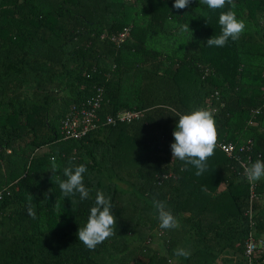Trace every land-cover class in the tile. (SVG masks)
I'll list each match as a JSON object with an SVG mask.
<instances>
[{"label":"trees","instance_id":"trees-1","mask_svg":"<svg viewBox=\"0 0 264 264\" xmlns=\"http://www.w3.org/2000/svg\"><path fill=\"white\" fill-rule=\"evenodd\" d=\"M234 2L245 31L208 47L228 5L0 0V264H241L235 252L247 264L249 205L252 232L264 239V178L252 184L250 199L239 163L264 161V0ZM187 23L191 31L181 34L179 25ZM123 27V41L112 40ZM98 88L95 126L63 138L60 120L69 104ZM212 107L218 141L251 143L234 157L216 147L197 176L195 167L172 160L174 115ZM120 110L143 113L105 123ZM70 159L87 168L89 199L64 198L59 189L56 176L64 179ZM98 190L110 198L116 234L89 250L76 233ZM153 200L165 203L178 229L159 228ZM29 201L36 219L27 214ZM176 248L190 257L175 256ZM249 264H264V251Z\"/></svg>","mask_w":264,"mask_h":264},{"label":"clouds","instance_id":"clouds-1","mask_svg":"<svg viewBox=\"0 0 264 264\" xmlns=\"http://www.w3.org/2000/svg\"><path fill=\"white\" fill-rule=\"evenodd\" d=\"M200 4L205 5L210 10L228 9L221 11L218 16V24L221 33L218 36H211L206 40L208 47H223L229 40L236 41L245 31L246 24L243 19H238L234 11L236 4L234 0H199ZM189 0H174L173 8L184 9L188 7ZM206 18L207 13L202 12ZM191 31L188 23L179 25L181 34ZM70 105V104H69ZM178 117L175 128L172 132L174 138L170 144L172 160L177 159L184 162V168L189 165L195 167L196 175H201L207 168L208 159L214 155L218 142V132L215 126L213 112L207 108H197L187 113L176 112ZM74 159V158H72ZM58 165L55 157L52 158L51 172H56ZM244 178L251 184L264 178V161L256 159L255 162L242 165ZM63 177L56 176V182L61 190L63 197L76 196L79 201L90 198V190L85 187L83 174L87 172L84 164L74 165L69 161L68 166L63 167ZM153 207L157 211L159 228L162 230L178 229L180 227L178 219L160 200H153ZM27 214L36 219V213L31 201L27 204ZM117 220L112 212L110 198L105 197L103 192L96 191L94 204L89 209L86 223L77 230L78 241L89 250H94L113 235L116 234ZM174 255L177 257H190V251L184 248H176Z\"/></svg>","mask_w":264,"mask_h":264},{"label":"built area","instance_id":"built-area-1","mask_svg":"<svg viewBox=\"0 0 264 264\" xmlns=\"http://www.w3.org/2000/svg\"><path fill=\"white\" fill-rule=\"evenodd\" d=\"M128 29L123 27L116 36H112L111 39L115 42H121L127 36ZM211 97L218 100V92L214 90L211 94ZM101 100V89L98 88L96 92L87 97L83 102H79L77 106L76 103H71L66 112L63 114L60 120V133L63 138H76L81 136L86 130L91 129L95 126L94 120L98 121V117L95 114V109L99 106ZM223 102H220L222 106ZM212 112L216 111L215 107L211 108ZM255 113V110L253 111ZM143 110H120L114 117L107 116L105 123H114L115 121L126 122L130 120H136L142 116ZM249 123H251L249 121ZM250 140H246L244 144L235 147L231 142H217V147L228 157H232L234 150L239 151L248 150L250 147ZM237 157V156H235ZM241 167L246 165L245 162H239ZM253 185L250 184L249 187V198L255 197L253 191ZM244 215L248 220V231L244 238V257L247 264L250 262L251 255L255 254L260 255L264 251V239L261 236H254L252 232L253 219H252V208L249 205L244 211Z\"/></svg>","mask_w":264,"mask_h":264},{"label":"rangeland","instance_id":"rangeland-1","mask_svg":"<svg viewBox=\"0 0 264 264\" xmlns=\"http://www.w3.org/2000/svg\"><path fill=\"white\" fill-rule=\"evenodd\" d=\"M155 245L156 244H153V246ZM234 254H235L234 259H236V261H239L241 264H243L242 261H240V255L237 252H235ZM220 264H231V261L224 259Z\"/></svg>","mask_w":264,"mask_h":264},{"label":"crops","instance_id":"crops-1","mask_svg":"<svg viewBox=\"0 0 264 264\" xmlns=\"http://www.w3.org/2000/svg\"><path fill=\"white\" fill-rule=\"evenodd\" d=\"M9 151H10L9 149H6V151H5V152L7 153V152H9ZM233 254H234V253H233ZM233 257H235V254H234V256H233Z\"/></svg>","mask_w":264,"mask_h":264},{"label":"bare ground","instance_id":"bare-ground-1","mask_svg":"<svg viewBox=\"0 0 264 264\" xmlns=\"http://www.w3.org/2000/svg\"><path fill=\"white\" fill-rule=\"evenodd\" d=\"M233 157H234V155H233ZM254 235V234H253ZM255 236V235H254Z\"/></svg>","mask_w":264,"mask_h":264}]
</instances>
